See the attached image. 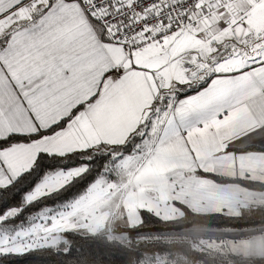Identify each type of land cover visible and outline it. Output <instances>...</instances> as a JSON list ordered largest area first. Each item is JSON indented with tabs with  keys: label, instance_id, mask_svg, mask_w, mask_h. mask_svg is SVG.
Returning a JSON list of instances; mask_svg holds the SVG:
<instances>
[{
	"label": "snow or ice",
	"instance_id": "obj_1",
	"mask_svg": "<svg viewBox=\"0 0 264 264\" xmlns=\"http://www.w3.org/2000/svg\"><path fill=\"white\" fill-rule=\"evenodd\" d=\"M256 215L264 0H0V264L264 260V226L219 244L148 227ZM67 233L102 237L107 259Z\"/></svg>",
	"mask_w": 264,
	"mask_h": 264
},
{
	"label": "trees",
	"instance_id": "obj_2",
	"mask_svg": "<svg viewBox=\"0 0 264 264\" xmlns=\"http://www.w3.org/2000/svg\"><path fill=\"white\" fill-rule=\"evenodd\" d=\"M79 187L74 188L69 192H64L60 194L59 199L57 200L55 194L48 202L56 200V202L63 201L64 199H70L72 196L76 195L79 191ZM38 207H43V204L38 205ZM190 222L185 225H165L156 221H149L148 227L160 228L162 229H173L178 227H183L192 223L205 224L210 226H231L235 228H245L251 226L263 225L261 219L258 215L252 217H245L244 220L236 222L233 221L229 223L224 220L222 217H189ZM70 241H73V255H79L82 259H87L91 261L95 257L99 256L101 259H107L108 248L103 244L102 237L93 238L88 236H80L73 233L66 234ZM195 239V237H193ZM226 255L227 257H222ZM214 257V258H209ZM209 257H197L194 261H191L190 264H264V260H261L258 257H241L237 255H229L228 253H221L217 255L216 253H209ZM24 264H62L61 259L55 256V253L52 251L45 250L41 253H38L36 256H30L24 262Z\"/></svg>",
	"mask_w": 264,
	"mask_h": 264
},
{
	"label": "crops",
	"instance_id": "obj_3",
	"mask_svg": "<svg viewBox=\"0 0 264 264\" xmlns=\"http://www.w3.org/2000/svg\"><path fill=\"white\" fill-rule=\"evenodd\" d=\"M199 226L206 230L196 234L194 236L195 237L194 240L196 241L204 240L210 244H219L221 242H227L230 240H245L248 237L246 235H242L243 233L249 232L253 228H260L264 226V224L259 226L245 227V228H235L231 226H210L205 224ZM187 227H191V225ZM226 229H231V231L230 232L225 231ZM253 234L258 235L259 233H253ZM217 251L220 253H229L232 251V249L219 248L213 250L214 253H217Z\"/></svg>",
	"mask_w": 264,
	"mask_h": 264
},
{
	"label": "rangeland",
	"instance_id": "obj_4",
	"mask_svg": "<svg viewBox=\"0 0 264 264\" xmlns=\"http://www.w3.org/2000/svg\"><path fill=\"white\" fill-rule=\"evenodd\" d=\"M60 202H62V201H60ZM195 224H197V223H195ZM189 225H191V224H189ZM189 225H186V226H183V227H187ZM198 225H204V224H198ZM179 228H182V227L173 228V229L170 228V229H165V230L164 229L161 230L160 228H153V229H157V230H161V231H171V230H176V229H179ZM210 253H213V251H211ZM222 257L224 258V257H227V256L223 255Z\"/></svg>",
	"mask_w": 264,
	"mask_h": 264
}]
</instances>
